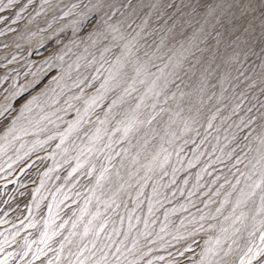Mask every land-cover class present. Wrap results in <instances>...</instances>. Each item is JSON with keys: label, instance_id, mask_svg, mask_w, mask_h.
I'll list each match as a JSON object with an SVG mask.
<instances>
[{"label": "snow or ice", "instance_id": "6c2138e0", "mask_svg": "<svg viewBox=\"0 0 264 264\" xmlns=\"http://www.w3.org/2000/svg\"><path fill=\"white\" fill-rule=\"evenodd\" d=\"M258 2L169 0L165 8L174 11L166 15L173 26L182 21L181 27L190 28L193 24L198 27L189 38L191 47L185 48L181 44L179 50L168 48L163 51V41L153 48L144 40L152 12L158 8L160 0L149 5H144L143 0H39V3L37 0H7V4L0 0V25H6L5 29H0V36L15 33L18 40L29 42L33 49L28 53L32 59L11 51L0 55V123L7 124L2 139L7 140L9 136L21 139L18 133L34 136L40 132L47 133L49 124L59 129L51 117L63 120L57 113L67 114L72 109L75 118L67 123L64 131L48 135L46 141L37 139L35 143L43 147L44 143L58 138L57 148L60 149L73 132L79 133L77 138L85 146L76 145L79 155L75 157L76 167L69 173V178L86 162L88 168L84 175L94 184L89 191L98 190L101 196H107L111 201L106 207L118 208L120 205L116 200L121 194L129 195L128 190L133 188L139 192L140 180L149 178L148 173L156 168L163 170L169 162L167 154L161 159L162 153H168L165 144H172L192 132L201 135L199 127L205 128L206 135L201 141L204 143L213 130L219 131L214 124L218 116L222 121L231 119V116H221L222 109L216 105L205 124H200L198 119L216 96L215 92L207 93L215 87L209 77L217 69L225 66L223 74L217 77L223 88L217 97V105L225 98L223 92L227 88L224 85L240 88L247 81L244 88L233 92L236 103L232 116L241 110L247 90L256 88L258 83L264 85V2H259L262 18L259 80L246 75L251 68L235 67L241 60V53L257 56L252 47V27L246 25H250V17L255 16ZM144 7L150 10L141 16L138 9ZM233 8L236 12L231 11ZM8 14L13 17L10 24ZM138 19L140 23H137ZM208 25L211 31H206ZM14 43L19 51L21 44ZM221 43L225 44L224 55H220ZM3 47L9 48V45L4 44ZM197 52L201 55L197 56ZM229 52L232 54L228 55ZM157 60L163 67L156 63ZM186 64L189 66L187 69ZM168 69L171 71H166ZM232 71L237 75L233 76ZM86 72L89 75H85ZM90 80L100 81L99 86L88 83ZM83 86L95 87V92L85 93ZM186 88L190 90L185 91ZM73 89L79 92H73ZM260 91L264 93V87ZM60 97L65 99L57 108L56 105L61 104ZM72 101L81 102V107H76ZM253 107L247 108V112L251 113ZM45 108L54 110L48 113ZM98 108L103 110L102 113L96 111ZM36 109L39 112L26 121L27 127L20 125L22 120H26V114ZM260 109H264V104L257 109L259 123L255 115L240 118L239 123L233 122L237 132L248 131L242 138L236 133L231 139L225 135L226 143L219 149L221 154L202 169L207 172L212 164L233 160L232 168L240 172V178L235 184L225 178L220 189L228 184L231 190L225 191L214 210L209 209V205L216 201L209 196L204 203V208L209 211L198 208V217L186 218L187 223L182 220L178 228L167 233L172 240L164 241L161 245L164 249L175 248L173 241L179 244L191 238V243L168 252L170 259L166 260L162 255L151 256L154 249L149 245L156 244L158 239L164 240V237L157 233L149 239L153 233L147 231V223L145 231L134 237L129 246L125 242L127 237L119 243L111 234H105L102 239L101 234L108 227L107 219L101 220L94 229L90 227L92 221H89L82 233L76 231L83 214L72 222L67 235H63L67 221L58 225L51 234L47 231L50 221H46V230L38 242L44 247L33 252L31 243L36 241L30 243L25 239L22 251L16 255L23 259L33 252L27 264L48 257L49 252L53 255L46 261L41 260V264H153L154 260L166 261V264H184V261L192 264H264V111ZM45 121L47 124L43 123ZM216 139L219 143V137ZM239 139L248 143L243 147L237 143L224 151ZM184 143L196 142L189 138ZM63 151L67 152V149ZM199 155L202 153L196 154L194 160H198ZM80 157L85 158L84 162ZM237 165H244L245 171H240ZM193 166V161H189L188 167ZM164 174L167 175L166 172ZM187 182L185 179L183 183ZM172 183H175L174 179ZM220 189L213 195L219 196ZM153 192L156 193L155 188ZM189 195H195V192ZM97 202L102 201L97 198ZM89 203L91 200L86 201V206ZM100 215L97 212L93 220ZM29 227H35V224ZM166 230L167 225L160 228L161 233ZM201 233L207 237L201 236L203 245L195 239ZM57 236L63 238L57 242L58 247H53L51 241ZM193 244L200 248L198 254ZM8 257L15 258L13 253H8ZM0 264H8L7 257L0 260Z\"/></svg>", "mask_w": 264, "mask_h": 264}, {"label": "rangeland", "instance_id": "374dc122", "mask_svg": "<svg viewBox=\"0 0 264 264\" xmlns=\"http://www.w3.org/2000/svg\"><path fill=\"white\" fill-rule=\"evenodd\" d=\"M154 2L155 0H143L144 5ZM168 2L169 0H160L158 8L152 12L150 26L146 34H144V40L152 44L153 48L160 45L161 41H163V51H167L168 48L179 50L181 44L185 48H189L191 47L189 38L198 25L193 24L190 28L181 27L182 21H177L176 26H173V22L168 20V15H166V13L171 14L174 11V9L165 8ZM259 2H264V0H259ZM259 2L257 3L258 10L255 16L250 17V25H246L252 27L254 36L252 47L257 56L241 53V60L235 65L237 68L241 66L244 69L251 68L252 70L247 71L246 75L251 76L254 80H259L260 65L262 63L258 59L260 54L259 45L262 19L260 17ZM4 3L7 4V0H4ZM37 3H39V0H37ZM149 10L147 7H144L142 10L138 9L141 16ZM231 11L236 12V9L233 8ZM8 15V23L10 24L13 17L10 14ZM20 23L23 24L24 22L21 21ZM137 23H140L139 19ZM12 27L15 28L16 25H12ZM5 28L6 25H0V29ZM206 31H211L210 25L206 26ZM14 41L21 44L22 47L19 51L16 49ZM143 42L141 41V43ZM4 44H8L9 48H4ZM200 47L203 48L204 45L201 44ZM9 51L23 55L26 59L33 58L28 55V53L33 51L32 47L29 46V42L18 40L15 33L0 36V55H7ZM40 51L43 52V49ZM224 51L225 44L221 43L220 55H224ZM196 54L197 56L201 55L199 52ZM231 54V52L228 53V55ZM156 63L163 67V64L159 60ZM188 67L186 64L185 68L187 69ZM224 70L225 66L222 65L221 68L217 69L209 77V80L215 87L207 94L215 92L216 96L209 102L208 107L203 110L202 115L198 119L200 124H205L206 118L215 110L214 105L222 109L221 116H231V119L222 121L220 116H218L214 124L219 131L213 130L204 143H201V141L204 140V136L206 135L205 128L197 125L201 135L198 136L195 132H192L182 138L176 139L172 144H165L164 147L168 149V153H162L161 159L163 155L167 154L169 155V162L164 165L163 170L156 168L154 172L148 173L149 178L140 180V185L138 186L139 192L137 188H133L128 190L129 195L121 194L116 200V203L120 205L118 208L106 207V204L111 203V201L108 200L107 196H101L98 190L95 192L89 191V189L94 188V184L90 183L89 178L84 175V172L88 168V164L84 162V157H80L81 162H84V167L69 178V173L76 167L77 161L75 157L79 155V149L76 148V145H79L81 148L85 146L77 138L79 133L73 132L60 149L57 148V144L59 143L58 138L44 143L43 147L35 143L37 139L46 141L48 135H53L57 131H64L67 128V123L75 118L72 109H69L67 114L64 112L57 113V115L63 117V120H56L55 116L51 117L60 126L59 129L55 125L49 124V131L47 133L40 132L35 136L18 133V135H21V139H14L12 136H9L7 140L2 139L5 135L7 124L6 122L0 123V233H2L0 235V260H4L7 257L8 264H27L32 259L33 252L38 247H44L38 242L41 239V233L46 230V221H50L47 228L49 234L58 225L67 221L68 223L63 230V235H67L68 231L71 230L72 222L76 221L82 214L83 220L78 224L76 231L82 233L89 221H92L90 227L94 229L101 220L107 219L108 227L105 229V233L101 234L102 239L105 234H111L113 240L119 243L120 241H125V237H127L125 242L129 246L134 237L145 231V223H147V231L153 233V236L149 237V239L154 238L157 233L164 237V240L158 239L156 244L149 245V247L154 249L151 253L152 257L162 255L165 256L166 260L170 259L168 252L175 251V248H179L186 243H191V238H189L188 241H181L179 244L173 241L175 248L164 249L161 247L164 241L172 240V236L167 233L178 228L182 220L187 223V219H190L192 215L197 217L200 215V212L197 211L198 208L207 212L209 209L214 210L218 206L224 197L225 191L231 190L228 184H225L224 188L220 189V185L224 184L225 178L233 184H235L237 178H240V172L236 168H232L233 160H225L224 164H212L211 167L207 168V172L202 171V169L207 167L211 161L216 159V156L221 154L219 149L226 143L224 140L225 135L231 139L232 134L236 133L238 137L242 138L245 132L248 131L245 129L244 132H237L233 122L239 123L240 118L255 115L257 123H259V112H257V109L260 108L261 104H264V93L260 91L264 85L258 83L256 88L246 91V99L237 115H231L232 108L236 103L233 92H238L241 88H244L247 83L245 81V84H241L240 88L224 85V88H227V91L223 92L225 98L217 105V97L223 91L217 77L221 76ZM166 71H171V69ZM91 74L95 75L94 73ZM85 75H89V72H86ZM232 75L236 76L237 73L232 71ZM88 83L98 87L100 81L90 80ZM83 87L85 93L92 94L95 92V87ZM189 90L185 89V91ZM73 92H79V90L73 89ZM68 95L70 96L72 93H68ZM64 99L65 97H60L61 104L56 105L57 108L63 105ZM72 103L76 107H81V102L79 101H72ZM43 105L44 101L42 100L41 106ZM253 105L255 106L253 107V111L248 113L247 108ZM52 110L54 109L45 108V112L48 113ZM96 111L102 113L103 110L98 108ZM260 111H264V109H260ZM38 112L39 109H36L33 113L26 114V120H22L20 125L27 127L26 121L33 119ZM43 123L47 124V121ZM230 124L232 127H228ZM90 126L87 125L86 127ZM29 130L34 131V129ZM216 137H219V143H217ZM189 138L196 143L185 144L184 140ZM73 141H75V144H73ZM237 143L243 147L248 142L242 139L233 141L224 151L227 152ZM181 148H183V151H181ZM63 149H67V152H64ZM200 153L202 155H199V159L194 160V156ZM189 161H193V167H188ZM144 162L147 163V161ZM237 167L240 171H245L244 165H237ZM230 168L231 171H229ZM165 172L167 175L164 174ZM208 173H211V175ZM143 175L144 173L141 172V176ZM217 177L220 178L216 179ZM173 179L175 183H172ZM185 179L188 181L187 184L183 183ZM213 181L215 182L213 183ZM241 186L239 185L238 187ZM154 188L156 189L155 194L153 192ZM209 188H211V191H209ZM217 189H220L219 196L213 195ZM140 192H142V195L139 194ZM191 192H195V195L190 196L189 193ZM209 196L216 203L210 204L209 209H205L204 203L208 201ZM97 198L102 202L98 203ZM87 200H91V203L86 206ZM193 204L195 206H192ZM150 208L151 211H149ZM97 212L101 215L98 219L93 220V216ZM165 217H167V220ZM30 224H35V227H29ZM164 225H167V230L161 233L160 228ZM113 229H115V233H113ZM180 231L183 232L184 230L180 229ZM201 236L207 238L204 233H201L195 239L203 245L204 241L201 239ZM62 238V236L54 237L53 241H51L52 246L58 247L57 242ZM25 239L30 243L32 241H36V243H31L33 252H29L28 257L22 259L16 253L22 251ZM141 243L143 244L144 241L141 240ZM192 247L197 254L200 252V248L195 244ZM8 253H13L15 258L8 257ZM52 255L53 253L49 252L48 257H41L40 260H35L34 264H41V260L46 261ZM186 255H189V253H186ZM181 259L183 260V258ZM153 264H166V261L154 260ZM184 264H192V262L184 261Z\"/></svg>", "mask_w": 264, "mask_h": 264}]
</instances>
